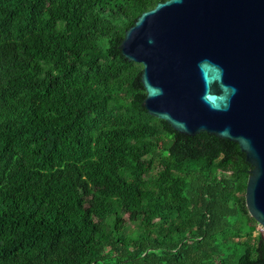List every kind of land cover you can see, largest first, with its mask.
Listing matches in <instances>:
<instances>
[{
    "label": "trees",
    "instance_id": "trees-1",
    "mask_svg": "<svg viewBox=\"0 0 264 264\" xmlns=\"http://www.w3.org/2000/svg\"><path fill=\"white\" fill-rule=\"evenodd\" d=\"M166 0H0V264H264L237 143L142 103L119 45Z\"/></svg>",
    "mask_w": 264,
    "mask_h": 264
},
{
    "label": "water",
    "instance_id": "water-1",
    "mask_svg": "<svg viewBox=\"0 0 264 264\" xmlns=\"http://www.w3.org/2000/svg\"><path fill=\"white\" fill-rule=\"evenodd\" d=\"M142 65L143 107L176 131L237 143L249 215L264 226V0H166L119 45Z\"/></svg>",
    "mask_w": 264,
    "mask_h": 264
},
{
    "label": "built area",
    "instance_id": "built-area-1",
    "mask_svg": "<svg viewBox=\"0 0 264 264\" xmlns=\"http://www.w3.org/2000/svg\"><path fill=\"white\" fill-rule=\"evenodd\" d=\"M261 234L264 237V226L257 224L254 230V235Z\"/></svg>",
    "mask_w": 264,
    "mask_h": 264
}]
</instances>
